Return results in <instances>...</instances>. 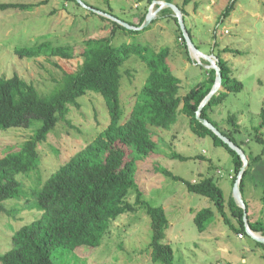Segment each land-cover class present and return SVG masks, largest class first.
Returning <instances> with one entry per match:
<instances>
[{
  "label": "rangeland",
  "instance_id": "rangeland-1",
  "mask_svg": "<svg viewBox=\"0 0 264 264\" xmlns=\"http://www.w3.org/2000/svg\"><path fill=\"white\" fill-rule=\"evenodd\" d=\"M232 1L229 16L222 17L224 8ZM0 2L23 4L0 10V77L8 78L15 73L33 83L40 92L50 91L64 72L78 67L81 62L78 54L85 47V39L110 36L111 21L125 28L115 29L111 38L114 47L129 43L143 47L149 53L165 47L170 50L167 64L180 79V95L206 77L208 68L205 66L209 63L201 58L199 64L188 49V52L185 50L183 32L170 7H162L143 29L123 24H134L139 14L145 12L146 15L153 0H81L85 5L101 10L110 6L116 20L81 3L76 5L62 0ZM174 3L184 10L183 25L190 31L193 45L202 53L214 52L216 58L225 52L232 78L243 84L241 91L228 93L210 112V117L219 127L227 128L230 125L226 117L234 114L241 128L237 136L245 141L246 153L260 155V160L248 169L242 194L249 215L264 220V143L254 140L252 129L258 125L264 109V0H174ZM157 6L155 4L152 12ZM45 41L67 47L76 57L22 58L14 51L16 47ZM121 73V119L126 121L148 69L143 60L131 53L123 63ZM77 102L78 106L69 105L66 119H60L39 145L38 167L17 174L22 186L18 198L2 202L0 256L11 248L12 235L40 215L35 191L107 127L109 115L100 94L88 91L78 97ZM152 130L156 147L150 155L137 161L135 181L146 204L162 205L165 209L169 225L163 241L173 248V264H264V243L248 234L244 239L238 238L237 232L218 214L205 231L199 232L193 216L198 209L213 208L212 202L187 191L180 181L159 171L165 167L187 180L212 176L228 200L232 196L231 176L235 174L228 151L214 145L210 136L195 135L189 128L187 116L181 112L169 128L152 127ZM261 131L264 139V128ZM32 133L33 129L23 127L0 131V156L15 150ZM174 153L186 158H175ZM135 198L134 190L129 191L127 201L135 205V210L119 215L98 247L80 246L75 250L57 247L52 251L53 261L57 264H160L150 256L151 227L146 206L136 205Z\"/></svg>",
  "mask_w": 264,
  "mask_h": 264
},
{
  "label": "trees",
  "instance_id": "trees-1",
  "mask_svg": "<svg viewBox=\"0 0 264 264\" xmlns=\"http://www.w3.org/2000/svg\"><path fill=\"white\" fill-rule=\"evenodd\" d=\"M62 1L79 5L76 0ZM164 1L173 3L174 0ZM233 4L232 1L224 8L222 17L229 16ZM87 5L112 15L110 6L101 10L96 6ZM19 6L23 4L0 2V10ZM177 7L184 14L183 8ZM144 18L145 12L139 14L134 24L130 25L140 26ZM174 20L176 21L175 17ZM111 25L110 36L84 40L85 47L78 54L81 57L78 67L73 71L64 72L56 87L48 92H40L33 83L25 81L15 73L8 78L0 77V131L20 127L33 129L32 135L15 150L0 156V211H4L3 201L18 198L22 186L16 178L17 174L28 173L38 167L39 145L46 140L47 134L60 119H66L69 105L78 106V97L88 91L100 94L109 115L107 127L63 163L35 191L36 206L40 215L22 225L12 235V246L0 256V264H57L52 259V251L57 247L69 250L80 246L98 247L108 233L111 223L119 215L135 210V205L127 201L131 190L136 194L135 204L146 206V213L150 218L151 259L160 264H173V248L163 241L169 225L165 209L162 205L152 206L145 203L137 187L135 173L137 161L150 155L156 147L152 127L169 128L179 112L187 116L189 128L195 135L210 136L214 145L223 146L228 151L235 172L234 176H231V183L237 178L242 166L239 155L195 117L199 103L214 83V69H208L202 81L180 95V79L167 64L170 50L165 47L149 53L147 49L129 43L114 47L111 38L115 29L125 28L114 21H111ZM186 32L191 38L190 31L186 29ZM184 47L187 51L185 43ZM14 51L22 58L43 55L65 59L76 57L67 47L52 45L46 41L33 46L16 47ZM131 53L145 62L148 75L136 95L128 119L122 121L121 67ZM217 58L222 89L210 97L202 107L200 116L213 124L245 153L248 164L240 182L243 198L245 176L248 169L253 168L260 160V155H252L249 152V156L246 153L245 141L237 136L241 128L234 114L227 115L226 121L230 125L227 128L219 127L210 117V112L228 93H236L243 88L239 80L232 78L229 63L221 56ZM260 115L258 125L252 129L254 140L263 144L261 130L264 128V109ZM173 157L186 158L177 153H174ZM159 171L175 181H180L187 191L207 197L212 202L213 208L203 207L193 216V222L199 232L207 229L216 214L235 232H245L242 208L232 196L228 200L224 197L221 187L212 176L187 180L165 167L159 168ZM244 203L249 228L264 235V221L253 219L248 213L245 201Z\"/></svg>",
  "mask_w": 264,
  "mask_h": 264
},
{
  "label": "water",
  "instance_id": "water-1",
  "mask_svg": "<svg viewBox=\"0 0 264 264\" xmlns=\"http://www.w3.org/2000/svg\"><path fill=\"white\" fill-rule=\"evenodd\" d=\"M78 3H81L83 6L87 7L90 10H93L95 12H98V14L107 16L108 18H111L113 20H116L117 18H115L114 16L107 14L105 12H102L100 10H97L95 8H92L90 6L85 5L84 3L81 2V0H76ZM154 4H157V8L155 10H153L154 12H152V7ZM164 6H168L170 7L173 11H174V15L176 17V20L180 26V29L183 32L184 35V40H185V44L187 46V49L189 51V53H191V48H193L196 52L199 53L198 57L203 58L205 61H207L209 63L207 67L208 69H214L215 71V79H214V83L211 87V89L209 90V92L206 94V96L201 100V102L198 105V108L195 112V117L196 119L204 126H206L207 128H209L214 134H216L224 143H226L229 148H231L232 150H234L239 157L242 160V166L239 170V173L237 174V178L233 183L232 186V196L236 202V204H238V206H240L243 210V220L246 226H248L247 223V212L245 209V203L243 201V198L241 196V192H240V182H241V177L246 169V166L248 164L247 162V158L245 153L242 151L241 148H239L235 143H233L229 138H227L225 135H223L213 124H211L208 120H206L205 118L200 116V111L202 109V107L208 102V100L210 99V97L217 93L219 90L222 89L221 86V73L219 70V66L217 64L218 59L215 57V55L213 54H205L200 52L197 47L195 45H193V43L191 42V39L189 37V35L187 34L184 25H183V18H182V12L181 10L177 7V5L173 4V3H168L165 2L164 0H153L152 5L148 8L147 13L145 15L144 21L140 26H134V25H130V24H125L123 23L126 27H130L133 29H142L145 26H147V24L153 19L154 15L156 14V12H158L162 7ZM122 23V22H121ZM192 54V53H191ZM199 64H201V62H199ZM253 239H255L257 242L259 243H264V236H256V235H250Z\"/></svg>",
  "mask_w": 264,
  "mask_h": 264
},
{
  "label": "built area",
  "instance_id": "built-area-1",
  "mask_svg": "<svg viewBox=\"0 0 264 264\" xmlns=\"http://www.w3.org/2000/svg\"><path fill=\"white\" fill-rule=\"evenodd\" d=\"M154 6H155V4L153 5L152 8H154ZM224 32L227 33L228 31L225 30ZM194 59L196 60V62H198V63L200 62V60H198V59H200V58L194 57ZM245 234H248V235H255V234H258V235H256V236H263V235H261L259 232H255V231L251 230V229L249 228V226H246V225H245V232L237 233V236H238V238H243V237L245 236Z\"/></svg>",
  "mask_w": 264,
  "mask_h": 264
},
{
  "label": "crops",
  "instance_id": "crops-1",
  "mask_svg": "<svg viewBox=\"0 0 264 264\" xmlns=\"http://www.w3.org/2000/svg\"><path fill=\"white\" fill-rule=\"evenodd\" d=\"M174 2V1H173ZM175 4V3H174ZM224 48V47H223ZM222 48V49H223ZM206 54H213L214 55V52H209V53H206ZM225 54V52L224 53H222V58L224 59V60H226L228 63H229V61H228V58L224 55ZM256 220H262V221H264L263 219H256ZM260 234H261V232H259ZM240 239H244V237L243 238H240ZM224 250H226V248H224Z\"/></svg>",
  "mask_w": 264,
  "mask_h": 264
},
{
  "label": "bare ground",
  "instance_id": "bare-ground-1",
  "mask_svg": "<svg viewBox=\"0 0 264 264\" xmlns=\"http://www.w3.org/2000/svg\"><path fill=\"white\" fill-rule=\"evenodd\" d=\"M191 53H192V55H193L194 57L199 58V57H198L199 53L196 52L193 48H191ZM255 235H258V234H255Z\"/></svg>",
  "mask_w": 264,
  "mask_h": 264
},
{
  "label": "clouds",
  "instance_id": "clouds-1",
  "mask_svg": "<svg viewBox=\"0 0 264 264\" xmlns=\"http://www.w3.org/2000/svg\"><path fill=\"white\" fill-rule=\"evenodd\" d=\"M200 58V57H199ZM201 59V58H200ZM200 62H201V60H200Z\"/></svg>",
  "mask_w": 264,
  "mask_h": 264
}]
</instances>
